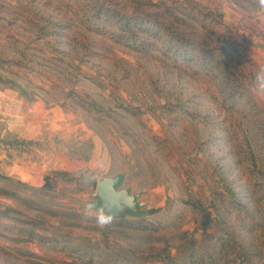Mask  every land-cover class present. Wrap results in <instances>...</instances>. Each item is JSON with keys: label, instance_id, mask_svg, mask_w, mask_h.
<instances>
[{"label": "rangeland", "instance_id": "1", "mask_svg": "<svg viewBox=\"0 0 264 264\" xmlns=\"http://www.w3.org/2000/svg\"><path fill=\"white\" fill-rule=\"evenodd\" d=\"M0 88V264H264V0H0ZM120 173L149 214L101 227Z\"/></svg>", "mask_w": 264, "mask_h": 264}, {"label": "crops", "instance_id": "2", "mask_svg": "<svg viewBox=\"0 0 264 264\" xmlns=\"http://www.w3.org/2000/svg\"><path fill=\"white\" fill-rule=\"evenodd\" d=\"M28 106V103L20 97L17 91L0 88V117L7 122L9 131L18 134L20 138L31 137L34 130L35 120L33 115L28 111ZM75 164L76 162L67 157L60 160V165L63 168L70 165L74 166ZM4 165L7 164L4 163ZM10 165L13 175L36 184L40 183L43 179L49 162L16 160Z\"/></svg>", "mask_w": 264, "mask_h": 264}, {"label": "water", "instance_id": "3", "mask_svg": "<svg viewBox=\"0 0 264 264\" xmlns=\"http://www.w3.org/2000/svg\"><path fill=\"white\" fill-rule=\"evenodd\" d=\"M125 173L103 177L97 184L94 201L87 203L89 210L106 211L111 217H119L126 213L143 217L149 214L143 211L147 207L146 201L140 200L143 192L132 193L123 187Z\"/></svg>", "mask_w": 264, "mask_h": 264}, {"label": "clouds", "instance_id": "4", "mask_svg": "<svg viewBox=\"0 0 264 264\" xmlns=\"http://www.w3.org/2000/svg\"><path fill=\"white\" fill-rule=\"evenodd\" d=\"M98 224L103 227L104 225L108 224L111 222V216H106L104 214H100L98 217Z\"/></svg>", "mask_w": 264, "mask_h": 264}]
</instances>
